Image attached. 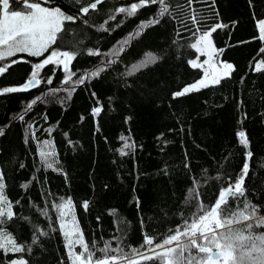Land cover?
Returning a JSON list of instances; mask_svg holds the SVG:
<instances>
[{
    "label": "trees",
    "instance_id": "16d2710c",
    "mask_svg": "<svg viewBox=\"0 0 264 264\" xmlns=\"http://www.w3.org/2000/svg\"><path fill=\"white\" fill-rule=\"evenodd\" d=\"M92 2L43 0L76 19L64 23L42 56L17 53L0 61V67L17 61L0 75L3 89L22 87L34 65L53 51L76 53L67 71L63 65H46L39 86L0 94L3 195L15 213L4 231L25 249H0V264L21 258L28 264H72V254L81 247H68L57 209L68 201L67 220L75 222L96 257L105 244L120 250L109 253L119 259L136 256L132 250L144 252L146 237L162 243L170 230L191 222L198 203L214 205L245 163V193L228 200L226 213L255 207L257 217L264 218V67H255L264 60L258 29L264 0H167L170 14L151 26L159 5L128 16L117 9L139 0H102L83 14L80 9ZM217 23L223 27L211 38L220 59L234 66L231 75L173 98L202 75L190 65L198 55L192 45ZM149 55L158 60L135 70ZM97 70L98 76L76 83ZM69 74L71 80L64 83ZM49 77L51 84L44 82ZM38 96L42 99L26 112ZM96 107L102 109L99 114L93 113ZM240 131L247 135V147L240 143ZM44 141L56 154L53 168L40 158ZM126 143L133 147L125 148ZM252 232L264 235V224L253 222Z\"/></svg>",
    "mask_w": 264,
    "mask_h": 264
},
{
    "label": "snow or ice",
    "instance_id": "6c2138e0",
    "mask_svg": "<svg viewBox=\"0 0 264 264\" xmlns=\"http://www.w3.org/2000/svg\"><path fill=\"white\" fill-rule=\"evenodd\" d=\"M42 2L43 0H35V2H29V0H0V61L15 56L17 53L42 56L52 44L56 43L58 35L64 31V23L76 19L72 15L65 14L58 7L49 8L42 6ZM101 2L102 0H94L89 6L82 7L80 11L83 14H87L90 9H97L98 4ZM13 3L19 5L21 10L14 8L12 6ZM151 5H159L158 16L150 20L148 26L158 24L161 18L166 14H170L167 0H139V2H133L129 7L122 6L117 11L133 16L139 9ZM192 20L195 21L196 17L192 16ZM144 27L145 25H140L141 29ZM222 27V24L217 23L209 31H204L192 47L198 50H206V54L211 60L213 55L212 33ZM260 33V39L264 40V20L260 22ZM137 34L139 33L130 36L129 40L134 39ZM126 43L127 41L121 45V50H123ZM90 54L99 55V52H90ZM75 55L76 53L70 51H64L59 54L53 51L42 62L34 65L31 78L22 87H4L0 89V94L27 91L30 88L39 86L42 82L39 78L41 69L49 64H62L67 71L68 62L73 60ZM157 60L158 57L154 55L146 56L139 65L134 66L135 70L138 71L141 68L148 67ZM15 63H17L15 60L11 62V64ZM107 63L111 64L112 61L109 60ZM191 63L195 67L200 66L195 61ZM11 64L0 67V75L6 73L7 67H10ZM262 65H264V61L256 66V70L261 71ZM233 68L232 64L225 62L222 64V74L215 71H206L205 78L173 93V98L184 96L200 88L218 85L223 77L231 75ZM99 72L100 70L93 71L87 74L86 77L78 79L76 83H83L85 78L96 77ZM71 75L69 74L65 78L64 83H68L71 80ZM44 82L51 84V77ZM52 91H56V89H52ZM41 99L42 97L39 96L33 99L27 105L25 111L31 110L32 105ZM101 110V107H96L93 109V113L99 114ZM2 134L3 132L0 131V135ZM238 136L240 143L247 147L249 141L246 133L240 131ZM132 147L133 145L131 144H125L127 149ZM55 155V152L51 150L50 142L44 141L40 158L46 167H54ZM251 155L252 153L249 151L247 156L251 157ZM248 173L249 164L245 163L237 180L219 191L214 205L205 208L202 203H198L196 214L191 222L185 221L182 226L183 230L180 227L170 230L169 235L163 239L162 243H154L153 238L146 237L145 245L148 246V252L152 253L151 255L140 253L136 249L132 250L133 253L140 256L143 261L152 262V264H264V235H255L252 232L253 222L264 224V218L257 217V209L255 207H252L251 210L245 208L231 214L226 213L228 200L244 195V182ZM4 187V173L0 171V249L12 253H20L25 250L24 246L17 245L4 231L7 221L11 220L15 215L12 211V204L3 195ZM82 207L86 209L88 202L85 201ZM57 209L60 212V227L65 229L68 227L67 215L71 210V201L58 205ZM241 223H243V227H235V225ZM72 227L75 228V231L64 232L65 237L68 238V247L70 249L75 245L81 247L79 253L72 254V264H114L119 259L116 255H109L111 251H120L119 249L112 250L109 244H105L103 248L99 249L102 255L96 257L94 248H90L89 244L83 240L82 232L75 227L74 221ZM40 235L46 236L47 233L41 232ZM36 239L38 237H34L33 243L36 242ZM28 250H31L30 247ZM11 264H28V262L21 258L14 259ZM128 264H138V261L130 260Z\"/></svg>",
    "mask_w": 264,
    "mask_h": 264
},
{
    "label": "rangeland",
    "instance_id": "374dc122",
    "mask_svg": "<svg viewBox=\"0 0 264 264\" xmlns=\"http://www.w3.org/2000/svg\"><path fill=\"white\" fill-rule=\"evenodd\" d=\"M42 6H44V7H48V6H45V5H43V4H42ZM49 8H56V7H49ZM64 13H65V12H64ZM65 14H66V13H65ZM67 15H68V14H67ZM262 20H264V19H262ZM260 22H261V20L258 22V29H259V32H260ZM209 30H210V29H208V30H206V31H209ZM201 34H202V33H201ZM201 34L198 35L197 39L199 38V36H200ZM260 35H261V33H260ZM197 39H196V40H197ZM211 39H212V38H211ZM196 40H195L194 43H196ZM196 50H197V54H198V55H197L195 58H193L192 60H190V65H191L192 67H195V66H193V64L191 63L192 61H195L196 64L200 65L199 67H196V68H200V69H202V75H201L198 79H196V80H194V81H192V82H190V83L185 84L183 87H185V86H190V85H192V84L198 82L199 80L205 78V73H206V71H207V72H213V71H215V72H219V73L222 74V64L225 63V62H226V63H230V62L223 61V60L220 59V57L217 55V50H216V48L214 47V44H213V55H212L211 60H209V57H208V55L206 54V50H203V49L198 50L197 48H196ZM57 53H58V52H57ZM58 54H59V53H58ZM47 57H48V56H47ZM206 61H208V63H206ZM262 61H264V60H261V61L256 62L255 67H256L258 64H261ZM230 64H231V63H230ZM59 65H62V64H59ZM262 67H264V65H262ZM183 87H182V88H183ZM182 88H181V89H182ZM181 89H179L178 91H180ZM176 92H177V91H176ZM71 220H72V219H71ZM71 220H67L68 227L64 229L65 231H69V230H71V231H75V228L72 227L73 221H71ZM67 239H68V238H67ZM142 253H144V254H149V255L152 254V253H149V252H148V246H147L146 250H145L144 252H142ZM130 260H136V261H138V260H142V258H141L140 256H137V255H136V256H133V257H131V258H127V259H118L116 262H114V264H128V261H130Z\"/></svg>",
    "mask_w": 264,
    "mask_h": 264
}]
</instances>
